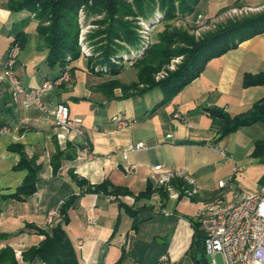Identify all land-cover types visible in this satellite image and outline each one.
<instances>
[{
	"label": "crops",
	"instance_id": "1",
	"mask_svg": "<svg viewBox=\"0 0 264 264\" xmlns=\"http://www.w3.org/2000/svg\"><path fill=\"white\" fill-rule=\"evenodd\" d=\"M37 24L33 13L25 9L10 11L7 0H0V72L15 33H24L25 42L15 66L18 79L25 87L37 86L67 70L69 80L45 93L43 100L49 109L59 103L67 105L70 117L82 119V135L57 126L34 108L15 104L7 84L0 82V129H8L0 134V246L9 245L21 253L41 240L27 224L44 230L61 224L79 264H115L118 260L120 264L142 263L141 247L147 243L139 234L140 228L159 212L174 220V232L168 251L161 250L154 264L162 253H168L174 264L189 250L199 209L214 199L225 200L224 188L218 186L222 178L217 179L216 186L212 183L214 171L232 162L214 151L219 143L227 147L225 137L216 141L222 124L220 113L233 117L264 97V85L242 86L246 73L264 72V33L209 60L198 77L166 104L152 110L162 98L159 90L154 95L149 94L155 89L115 98L120 95L119 89L100 85L114 77L126 83L133 80H121L120 73L111 76L91 72L84 55L64 66H50ZM174 112L182 119L174 118ZM114 116L128 124L116 128ZM138 142L143 149L128 153L124 159L122 149ZM13 145H19L25 157L38 166L36 191L22 201L5 197L16 190L27 173L15 168L20 152L12 150ZM131 164L135 165L133 169ZM159 164L163 167L156 170ZM236 168L241 169L233 165L229 174ZM169 172L173 173L170 184L177 198L167 191L166 196L154 191L148 199L134 200L148 181L159 187V177ZM72 176L92 185L108 180L125 187L133 195L125 196L123 201L131 206L134 216L114 198L81 193ZM184 188H195L196 193L187 196ZM180 189L183 191L179 196ZM73 196L76 200L64 222L60 207ZM167 212L171 214L165 215Z\"/></svg>",
	"mask_w": 264,
	"mask_h": 264
},
{
	"label": "trees",
	"instance_id": "2",
	"mask_svg": "<svg viewBox=\"0 0 264 264\" xmlns=\"http://www.w3.org/2000/svg\"><path fill=\"white\" fill-rule=\"evenodd\" d=\"M200 0H7L10 11L28 10L38 20L37 32L46 48V61L50 66L66 65L69 61L81 56L78 43L80 27L78 12L85 8L87 15L98 14L102 18L95 21L97 28L89 35L95 54L87 56V63L91 72L95 74L107 73L117 76L121 69L111 61L112 58L130 60L140 48V37L137 31V20L142 18L150 21L156 10L162 14V19L152 28V42L139 57H134L132 67L135 69L136 79L122 82L116 77L106 81L102 88L119 89L120 95L115 98H128L143 95L154 89L161 92L162 98L152 110L166 104L184 86L200 75L205 64L212 58L221 56L236 48L238 44L257 34L264 33V10L259 13L228 20L215 29L208 31L199 38L189 34L182 27H171L170 22L179 16L193 15ZM160 24L163 27L160 28ZM13 41L20 47L25 42V35L16 32ZM182 57L175 69L167 70L159 79L154 74L174 57ZM123 64V63H122ZM124 65H121L123 67ZM105 68L106 70H102ZM264 85V72L246 73L242 86ZM216 113L217 110H212ZM222 124L216 141L236 131L241 126L250 125L255 121H264V97L253 103L247 110L235 116L220 113ZM12 150L20 152V160L16 169L26 170V175L16 190L6 195V198L22 201L36 191L38 166L33 160L27 159L19 145H13ZM250 156L264 160V140L256 141ZM81 193H98L114 196L120 206L133 217L134 211L123 198L133 195L128 189L111 184L104 180L97 184H90L87 180L72 176ZM264 179L261 180V182ZM174 183V180L173 182ZM180 184L183 182L180 180ZM185 187V186H183ZM154 191L162 196L167 192L164 187H155L148 181L143 191L134 196V200L148 199ZM180 189L179 196L182 194ZM76 200V196L69 198L61 207L60 214L67 222L69 207ZM194 236L187 252L193 264H208L209 259L204 250V232L199 221L195 223ZM41 240L27 250L17 253L9 245L0 246V264H79L76 252L63 226L57 224L49 230L27 224ZM136 226L135 224L133 225ZM115 264H120L118 260Z\"/></svg>",
	"mask_w": 264,
	"mask_h": 264
},
{
	"label": "built area",
	"instance_id": "3",
	"mask_svg": "<svg viewBox=\"0 0 264 264\" xmlns=\"http://www.w3.org/2000/svg\"><path fill=\"white\" fill-rule=\"evenodd\" d=\"M162 14L154 13L151 21L160 22ZM148 22V21H145ZM204 16L198 14L195 19L196 26H202ZM82 55H88L89 49L79 36ZM20 44L17 41H11L7 47L3 69L0 72V82L7 84L11 98L15 104L24 108H34L44 115L51 118L54 123L67 130H73L76 134L82 135V119L80 117H70L69 108L63 103L56 105L54 109H49L43 100L45 93L60 86L69 80V72L62 70L60 74L52 80H44L37 86L25 87L21 84L15 73V66L20 53ZM131 52L133 57L138 53ZM166 74V72L164 73ZM161 78L164 75H160ZM174 118L182 119L178 112H174ZM112 120L116 128H124L128 122L114 116ZM7 127L0 129V134L6 132ZM171 134L167 135L170 138ZM143 149L141 142L129 144L122 149V156L127 158L128 153ZM214 151L222 158L229 160L230 156L226 153V148L219 144L214 146ZM130 165V169L134 168ZM163 165H156L154 168L159 170ZM236 168L227 180H220L218 186L225 188L232 177ZM173 173L169 172L159 177L158 184L169 193L172 198H177L178 194L172 191L170 180ZM190 184L193 181L188 179ZM187 196L196 193L195 188H184ZM111 199L114 196H109ZM171 213H165L170 215ZM198 221L204 232V250L209 259L208 264H264V181L255 192L238 191L233 194L231 200L226 201L223 198L214 199L206 203L197 213ZM51 216L49 217V219ZM217 255L221 262H217ZM156 264H171V258L168 253H162L158 256Z\"/></svg>",
	"mask_w": 264,
	"mask_h": 264
},
{
	"label": "rangeland",
	"instance_id": "4",
	"mask_svg": "<svg viewBox=\"0 0 264 264\" xmlns=\"http://www.w3.org/2000/svg\"><path fill=\"white\" fill-rule=\"evenodd\" d=\"M264 10V0H200L197 4L193 15L179 16L170 22L171 27H182L189 34L199 38L202 34L215 29L216 26L226 23L228 20H233L242 16L259 13ZM156 12H160L156 10ZM198 14L204 16V23L202 26L195 25V19ZM102 18V15L90 14L87 15L85 8L78 12V24L80 27L79 36L83 38V42L89 49L88 55L95 54L88 35L97 28L95 21ZM155 21L145 22L144 19L138 18L136 24L138 25L137 31L140 37V48L135 56L139 57L148 48L152 42L151 33L154 30L152 27L157 24ZM159 23V22H158ZM163 24H160V28ZM79 43V38H78ZM81 52V44H79ZM21 48V47H20ZM82 55V53H81ZM96 55V54H95ZM134 57L131 56L130 60H123L122 58H112L111 61L118 65L120 72V79L130 81L136 79L135 69L132 67ZM182 60V57L172 58L168 64L164 65L159 71L154 74L157 80L161 78V74L167 70L175 69ZM123 63V64H122ZM121 65H124L121 67ZM102 70H106L102 68ZM157 89L149 95L157 93ZM150 97V96H149ZM111 113H109V117ZM112 118V117H111ZM110 118V119H111ZM114 122V121H112ZM264 140V121H255L250 125L241 126L236 131L225 136L224 142L226 144V153H231L230 162L220 169H216L213 185L216 186L217 179L222 178L227 180L230 176L229 169L231 166L241 167V170L236 171L232 177V181L228 182L227 186L222 189L225 193L224 198L226 201L232 199L233 194L238 191L255 192L258 190L261 180L264 179V160L250 156L256 141ZM208 142V140H207ZM229 150V151H228ZM233 161L235 163H233ZM176 215V213H175ZM152 221L144 224L140 228L139 234L142 235L145 246H142V263L137 264H154L156 255L162 250L167 252L169 246L172 244L174 220L165 218L161 214L154 213ZM217 262H221L219 255L216 257ZM174 263V262H173ZM172 264V262H171ZM174 264H193L191 256L186 254L179 258Z\"/></svg>",
	"mask_w": 264,
	"mask_h": 264
}]
</instances>
